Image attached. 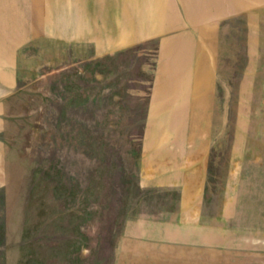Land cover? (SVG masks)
Segmentation results:
<instances>
[{
  "label": "rangeland",
  "instance_id": "obj_1",
  "mask_svg": "<svg viewBox=\"0 0 264 264\" xmlns=\"http://www.w3.org/2000/svg\"><path fill=\"white\" fill-rule=\"evenodd\" d=\"M169 61L202 100L148 106ZM0 119V264H264V0H0ZM151 122L206 153L190 222Z\"/></svg>",
  "mask_w": 264,
  "mask_h": 264
},
{
  "label": "crops",
  "instance_id": "obj_2",
  "mask_svg": "<svg viewBox=\"0 0 264 264\" xmlns=\"http://www.w3.org/2000/svg\"><path fill=\"white\" fill-rule=\"evenodd\" d=\"M164 53H169V50H164ZM198 74L194 76L195 81L187 82L184 68L180 67L177 61H169L167 67L162 68L155 75L153 91L147 95L148 106H175L178 102L177 99L180 96L186 97L188 93L190 96L193 93L197 94V102L202 100L204 83L202 80L200 81L201 74ZM199 81L200 85H197ZM126 94L130 96L131 92L127 91ZM134 96L146 97L143 94ZM152 124V122L147 123V128H145L141 139L137 187L140 191L178 192L176 213L179 221L190 222V218L194 215V208L200 206L205 190L206 153L175 149V146L172 145L171 135L151 132ZM1 146L0 143V190L6 182L5 175L3 176ZM167 213L170 212L164 214ZM134 222L138 224L139 220L136 219ZM138 231H140L139 228ZM138 237L141 238V236Z\"/></svg>",
  "mask_w": 264,
  "mask_h": 264
},
{
  "label": "trees",
  "instance_id": "obj_3",
  "mask_svg": "<svg viewBox=\"0 0 264 264\" xmlns=\"http://www.w3.org/2000/svg\"><path fill=\"white\" fill-rule=\"evenodd\" d=\"M131 138H132V137L130 136V140H131ZM130 142H131V141H130Z\"/></svg>",
  "mask_w": 264,
  "mask_h": 264
}]
</instances>
